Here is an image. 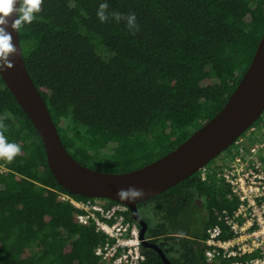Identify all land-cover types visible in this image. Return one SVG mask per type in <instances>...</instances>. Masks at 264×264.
<instances>
[{
    "label": "trees",
    "instance_id": "16d2710c",
    "mask_svg": "<svg viewBox=\"0 0 264 264\" xmlns=\"http://www.w3.org/2000/svg\"><path fill=\"white\" fill-rule=\"evenodd\" d=\"M113 12L135 13L139 31ZM263 34L264 0H43L19 40L69 154L88 168L125 173L169 154L221 111ZM0 119L8 141L21 146L0 174V264H99L104 235L59 199L69 193L1 76ZM223 155L208 164L206 180L199 171L137 206L146 239L171 264H226L208 262L204 243L209 227L226 232L222 213L236 206L219 185ZM143 250V264H165L156 250Z\"/></svg>",
    "mask_w": 264,
    "mask_h": 264
},
{
    "label": "water",
    "instance_id": "95a60500",
    "mask_svg": "<svg viewBox=\"0 0 264 264\" xmlns=\"http://www.w3.org/2000/svg\"><path fill=\"white\" fill-rule=\"evenodd\" d=\"M7 31L12 34L17 53L9 57L14 67L0 72V76L42 139L48 167L57 182L72 195L127 205L140 226L143 247L156 250L165 264H171L161 248L146 239L148 225L137 206L198 173L223 154L264 113V34L249 68L217 115L164 157L130 172L107 173L88 168L69 154L41 94L29 76L19 32L11 27ZM129 186L143 188L146 195L131 203L120 200L116 196L117 190Z\"/></svg>",
    "mask_w": 264,
    "mask_h": 264
},
{
    "label": "built area",
    "instance_id": "2783aa9c",
    "mask_svg": "<svg viewBox=\"0 0 264 264\" xmlns=\"http://www.w3.org/2000/svg\"><path fill=\"white\" fill-rule=\"evenodd\" d=\"M8 162L0 159V174L9 171ZM208 166L201 170L206 180ZM219 185L229 190L236 202L231 214L223 211L221 225L206 231V260L210 263L264 264V115H261L229 147L218 161ZM76 210L77 221L93 225L105 242L95 251L99 264H143L146 255L140 240V226L128 218L127 205L104 199L78 200L69 194L59 196ZM226 233L229 237L225 238Z\"/></svg>",
    "mask_w": 264,
    "mask_h": 264
},
{
    "label": "clouds",
    "instance_id": "9594fccd",
    "mask_svg": "<svg viewBox=\"0 0 264 264\" xmlns=\"http://www.w3.org/2000/svg\"><path fill=\"white\" fill-rule=\"evenodd\" d=\"M42 4L43 0H0V72L14 67L9 57L17 53L12 34L7 31L8 27L19 32L24 24L33 22L35 14L41 11ZM17 5L19 6L17 7ZM107 9V3L99 5L97 16L101 22H105L109 18ZM14 15L15 18H13ZM111 15L117 22L126 20L127 26L133 35L139 31L135 13L125 16L119 12H113ZM6 131L7 125L0 119V159L11 163L16 156L20 155L21 146L18 143L9 142L5 135ZM145 195L143 188H136L135 186L120 188L116 192V196L120 200L130 203L142 199ZM178 235L183 234L179 233Z\"/></svg>",
    "mask_w": 264,
    "mask_h": 264
},
{
    "label": "rangeland",
    "instance_id": "374dc122",
    "mask_svg": "<svg viewBox=\"0 0 264 264\" xmlns=\"http://www.w3.org/2000/svg\"><path fill=\"white\" fill-rule=\"evenodd\" d=\"M227 152H229V149L226 150V154H227ZM224 154H225V152H224ZM220 159H221V158H220ZM220 159H218L217 162H218ZM142 212H143V213L145 214V216H146V215H147L146 213H147L148 211H147V209H144V208H143V211H142Z\"/></svg>",
    "mask_w": 264,
    "mask_h": 264
}]
</instances>
